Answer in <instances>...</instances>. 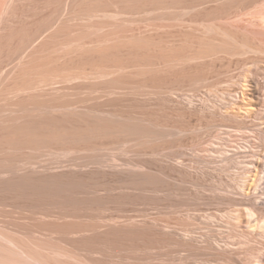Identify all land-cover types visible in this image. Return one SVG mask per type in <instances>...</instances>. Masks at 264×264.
Returning a JSON list of instances; mask_svg holds the SVG:
<instances>
[{
    "label": "bare ground",
    "instance_id": "6f19581e",
    "mask_svg": "<svg viewBox=\"0 0 264 264\" xmlns=\"http://www.w3.org/2000/svg\"><path fill=\"white\" fill-rule=\"evenodd\" d=\"M95 13L98 11L85 14L88 21L99 18V13L97 16ZM106 13H101L102 17L113 16ZM200 26L198 31H195L198 28H192V31L180 29L159 38L139 33L101 38L98 34L94 39L96 34L92 40L64 41L58 45V55L52 60L50 54L49 63L39 64L33 71L27 67L31 72H22L21 81L0 91V264H108L105 261L132 259L150 263L159 259L158 262L162 261L159 264H175L200 256L219 264H242L235 257L240 254L257 260L256 264H264V254L257 255V247L252 244L258 236L264 237V205L261 204L264 202V187L260 184L255 190L263 198L256 195L240 196V199L208 198L210 202L217 199L222 204L239 207L237 216L229 219L230 225L234 222L231 237H237L240 247L232 253L224 252L207 240L202 246L207 251L203 252L199 246L193 245L194 242L173 238L165 228L172 226V215L176 216H173L174 222H185L180 214L184 210H193L192 207L197 208L200 203L196 204L195 199H200L199 196L192 193L194 198L181 199L168 195H185L188 189L181 184H190L195 190H209L218 196L219 192H236L234 188L223 182L218 186H205L199 182L198 176H188L181 169H170L171 173L158 169V174H153L145 170L147 163L141 158L120 159L118 166H126L125 169H108L105 155H100L103 151H113L119 156H156L166 145L169 149L171 144L185 145L189 136V144L199 145L201 134L194 133L198 128L195 129L187 121L189 119L185 120V116H191L192 112L199 114L196 118L201 123L196 122L199 123L197 126L201 124L207 133L218 128L219 124L214 120L218 118L225 129L218 135L256 132L264 143L260 125L236 115L232 98L220 99L215 104L211 102L213 105L202 101L198 106L187 100L184 106L171 108L176 114L171 112L168 115L156 110L133 112L129 107L121 111L109 98L126 99L135 94V97L156 100L165 95L173 101L174 93L186 91L188 87L192 90L198 84L213 87L217 83L210 82L200 73L210 60L249 54L255 65L264 63V49L246 36L211 23H201ZM97 29L91 31L97 33L101 28ZM243 64L242 67L247 65ZM227 79L235 81L234 76ZM75 81L80 82L75 85H81L76 88L87 87L91 94L105 96L103 104L79 106V102L89 100L77 98L80 90L76 89L79 92L76 95L75 91L74 94L66 92V87H54L55 84L67 85ZM72 88L75 90V86ZM73 96L80 100L75 101ZM71 97L74 100L68 102ZM65 98H69L67 102ZM176 115L184 118L178 121ZM116 155L113 158L117 159ZM46 156L52 158L54 164L40 165ZM64 157L66 164H55L56 159ZM225 159L228 160V156ZM250 173L251 170H246L241 175L243 179L237 181L235 189L239 194L243 192V181ZM224 186L226 189L222 190ZM145 192L165 196H147ZM126 206L140 207L137 210L143 213V220L114 215L116 211L128 209ZM149 207L155 208L160 215L150 220L147 216ZM160 217L166 220L162 222ZM187 221L181 223L186 229L191 225ZM181 251L185 252L184 255L178 256Z\"/></svg>",
    "mask_w": 264,
    "mask_h": 264
},
{
    "label": "rangeland",
    "instance_id": "374dc122",
    "mask_svg": "<svg viewBox=\"0 0 264 264\" xmlns=\"http://www.w3.org/2000/svg\"><path fill=\"white\" fill-rule=\"evenodd\" d=\"M97 11L100 19H90V21L93 20V23L88 21L85 14L89 15ZM116 11L118 16H116ZM103 12H108L109 15L112 14L116 17H107V13L106 17H102ZM98 13H95L96 16ZM201 23H211L232 32L242 34L254 44L264 49V0H0V91L4 90L10 84L21 81V77L25 73L33 71V68L39 67V64L41 66L44 62L49 63L53 57L58 55L57 49H59L58 45H61V42H68V40L71 41V39L75 40L76 38V40H78V38H81V40H92V37L96 34L94 39L99 35L101 38L107 37V35L115 36L117 34V36H120L139 33L145 36L159 38L161 36H169L172 32H177L180 29L189 31L192 28V30L198 28L195 30L198 31L201 28ZM97 28L101 29L99 32L94 33L96 30L98 31ZM91 29L92 31L93 29L96 30L92 32ZM89 31H91L92 34H89ZM87 34L88 36H86ZM82 37L84 38L82 39ZM250 58L251 55L245 54L243 56L231 57L226 60L223 59L224 61L222 59H217V61L210 62L211 60L208 61L210 58H207L208 60L205 59V62H208L205 66L203 65L204 68L201 66L204 71L201 70L200 73H203L202 76L204 75V78H208L210 82L213 81L212 83H214L217 81V83H214L213 87H205V84L204 86L198 84L196 87L194 86L196 89L192 87V90H188L191 89L188 87L186 91H179L181 93L176 92L172 95V100L174 102L168 100L165 95H162V99L156 100H151L143 96L135 97V94L133 96H131L132 94L128 95L126 99H124L125 97L118 98L117 96L109 98L113 99L111 100L114 107L121 111L127 110L129 107V110L133 112L156 110L165 115L171 112V114L175 113L176 111H171V108L179 107L180 105L184 106L187 100H192L193 105L198 106L202 101L211 105L212 103H217L220 99L231 100L232 98V100L235 101V104L232 106L234 113L237 112L236 115H240V118H245V120L257 122L260 125L259 128H262L264 132V63L259 62L255 65L251 62ZM26 61L28 63L24 64ZM228 61H230L229 65L227 64L229 63ZM241 62L242 64L244 63L243 65H247L242 67ZM239 64H241L244 70L241 67L236 68ZM19 66H21V68ZM211 66H213V69H211ZM27 67L29 70H32L28 71ZM26 69L27 71H25ZM207 75L210 78L207 77ZM229 76H234L235 81H229V79H227ZM78 83L80 82L75 81V83L72 82L67 85L55 84L54 87H66L65 90L69 92V94L73 91H75L76 94L80 90V94H76L78 96L77 98L81 100L89 98V100L84 103L79 102V106L85 104L93 105L94 103L95 106L98 103L103 104L106 99L105 96H102V94L99 95L98 93L91 94L87 91V87L84 88L82 86L83 88H76L77 86H81L75 85ZM73 86H75V90H72L74 89L72 88ZM72 94H74V92ZM74 96L73 98H75ZM114 97H116L117 100L116 98L114 99ZM73 98H65V102H67L68 99V102H70L71 99L74 100ZM77 98H75V101L80 100ZM99 105L100 104H98V106ZM175 117L176 120L179 119L178 121H182L184 118L180 115H176ZM196 117H199V114L192 112L191 116H185V120L189 119L187 121L191 123L192 126L194 125L193 127L195 129L198 128L194 133L198 135L201 134L199 145H193V143H191L192 145L189 144L190 142H187L191 141L189 136V139L185 140V145L180 147V145L175 146L174 144V147L173 144H171L170 146L172 148L169 146L170 149L167 148L168 145H166L167 147L164 146L162 151L156 156L150 154L137 155L138 157L135 154H124L119 156L113 151H103L100 155H105L107 159L105 167L108 169L109 167L114 170L125 169L126 166H118L121 163L120 159L137 160L141 158V160H146L147 167L145 170L153 174H158V169L168 170L169 173H171L170 169H181V171L183 170L188 176H198L199 182L203 183L205 186H218L219 182H223L234 188L236 192H219L220 196H218V194L211 193L209 190H195L190 184H181V186H185L184 188L188 189L185 193L186 196L180 195L178 197L175 196V194H169L168 196L186 199L194 198L192 197V193H194L200 198L195 199L196 204H200L197 208L192 207L191 209L193 210H188L190 212L184 210L185 212L183 211L182 214H180V218H184L183 220H185V222L187 220L191 222L189 223L187 221V224H191L189 228L187 227L186 229V226L184 227L183 224L181 226V223L184 221L181 223L177 222L178 224L176 221L174 222L175 215H172V217L170 216L172 218L171 222L167 219L172 226H169V228L165 227L167 230L164 228L166 232L172 233L171 235H173L172 237L175 239L181 238L189 240L192 243L194 242L193 245L199 246L198 248H200V251H207L206 249L204 250L202 246H204L205 241L209 240L218 250L232 253L239 249L240 246L237 244V237H231V226L234 222L232 221L230 225L231 219L229 218H235V216H237L236 213L239 207L222 204L217 199H212L210 202L208 198L224 197L240 199V196L252 195L263 198L255 188L258 184L264 187V143L258 138L256 132L246 131L241 134L231 133L218 135L217 133L220 130H225L223 128L224 124H222L218 118H214V120L217 124H222V128L218 125V128H215L216 130L213 129L214 131L207 133L203 126L202 128L204 130H202L200 127L201 124L199 126L201 130L199 129L197 124L199 125L201 122L197 121L198 118ZM197 130H199L198 133ZM215 137H217L216 140L213 139ZM238 150H241V152H238ZM115 155L118 157L117 159L113 158ZM225 156H228V160L225 159ZM229 157H231L232 160H230ZM68 158H71V156H68ZM42 159H45V162L43 161L40 163L42 166L54 164L52 163V158L48 156ZM65 160L66 157L56 159L55 164L57 162L64 164L65 162L63 161ZM68 160L69 159H67V161ZM240 162H242V164ZM250 166H252L251 169ZM248 169L251 170L253 175L250 173V175L244 179L243 182L245 184L242 183L244 184V187L242 185L243 192L241 191V194H239L235 186L237 185V181L243 177L241 176L243 172ZM168 181L171 180L168 179ZM175 183L180 184L177 181ZM224 187L225 188L222 190L226 189V186ZM134 192L138 193L137 191ZM145 193L147 196H165L162 193ZM224 194L228 196H224ZM255 199L260 201L259 198ZM263 203L264 202L261 204L264 205ZM126 207L128 209L125 211H116L114 215H129L133 216L137 221L143 220L141 216L143 213L137 210L140 207L137 209L130 208L129 206ZM158 215L160 214H158L155 208H148L147 216L150 220L157 218ZM163 215L164 214L161 216ZM148 217L146 218L148 219ZM162 220L163 218L161 221ZM243 223L244 225L246 224V222ZM252 244L254 247H257H255L257 249V255L264 254V237L261 238V236H258L257 241H254ZM184 253L185 252L181 251L177 254L180 256L184 255ZM204 257L205 256L202 258V256H200L194 257L193 259L189 258L185 261H176L175 264L220 263H218V261L214 262L213 260H207V258ZM235 257H237L242 264H256L257 262L256 259V261H254V259H247L243 254L235 255ZM158 260L159 259H154L151 262L153 264H159L161 260L159 262ZM105 262L108 264H152L148 261H137L135 259L134 261L132 259L130 261L107 260Z\"/></svg>",
    "mask_w": 264,
    "mask_h": 264
}]
</instances>
